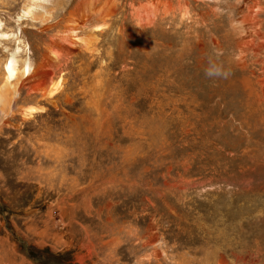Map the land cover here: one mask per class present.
Here are the masks:
<instances>
[{"label":"rangeland","instance_id":"rangeland-1","mask_svg":"<svg viewBox=\"0 0 264 264\" xmlns=\"http://www.w3.org/2000/svg\"><path fill=\"white\" fill-rule=\"evenodd\" d=\"M50 1L0 0V264H264V0Z\"/></svg>","mask_w":264,"mask_h":264},{"label":"bare ground","instance_id":"bare-ground-1","mask_svg":"<svg viewBox=\"0 0 264 264\" xmlns=\"http://www.w3.org/2000/svg\"><path fill=\"white\" fill-rule=\"evenodd\" d=\"M32 1V0H31ZM36 2H39L38 4H36V6H42V7H44L42 4V2H47L48 0H35ZM52 1V0H51ZM50 1V2H51ZM35 2V3H36ZM87 3V2H86ZM85 3V4H86ZM34 4V3H33ZM93 4V3H92ZM32 5V4H31ZM87 6H83V7H80V9H78V12H77V14H75L71 19H69V21L72 23V25L70 26H68V28H67V26H66V28L70 31V35H73V34H75L76 33V31H77V28L76 27H74L75 25H76V23L77 22H82L81 20H82V15H83V13L84 14H87L86 16H87V18H90L93 14H96V13H98V16H99V18L100 19H103L105 16H108V14H110V10L109 9H105V7L104 8H102V10L100 9L98 12L96 11V12H93V10H95L94 9V6L93 5H91V4H86ZM80 6V5H79ZM34 8V7H33ZM96 8V7H95ZM34 10V9H33ZM33 10H29L28 12H27V14H33L32 13V11ZM69 16V15H68ZM32 17V16H31ZM69 18V17H68ZM75 24V25H74ZM102 26H96L95 28L96 29H99V28H101ZM66 29V30H67ZM2 37H4V38H7V37H9L10 35L9 34H7V33H5V32H1V34H0ZM65 41H67V42H69L70 44H72L73 42H71L70 40H68V39H64ZM60 44V43H59ZM60 45H62V44H60ZM58 48H61V47H58ZM57 49V48H56ZM65 49H66V47H65ZM52 54L58 59V58H60V57H62L63 56V54L61 53V52H59L58 50H55V49H53L52 50ZM59 60V59H58ZM41 65L42 64H40V67H41ZM47 65V64H46ZM45 65V66H46ZM44 66V67H45ZM43 67V66H42ZM47 67V66H46ZM6 70H7V72H6V76H7V78H6V80H7V82H8V84L10 83L9 81H12L13 79H17L18 78V76L19 75H22L23 77H27V78H31L32 76V74H33V72H34V67H33V65L31 64V62H28V61H26L25 63H24V65L22 66V68L20 69V68H18L17 67V65H16V62L14 61V59L13 60H11L9 63H7L6 64ZM39 74V73H38ZM41 74V73H40ZM35 75V74H34ZM46 79H45V77L41 80V82H40V84H38L37 86H38V88L39 89H41L42 91H44L43 93H42V95L43 96H46L47 94L50 96V95H53L54 93H56V92H58V90L61 88V86H62V78H59L58 80H56V81H48L47 83H46V81H45ZM2 98H3V94H2V91L0 92V105H1V103H2ZM37 109V108H36ZM35 109L33 108V107H31V108H29L27 111H26V115H28V116H31L32 114H33V112H36V111H34Z\"/></svg>","mask_w":264,"mask_h":264},{"label":"water","instance_id":"water-1","mask_svg":"<svg viewBox=\"0 0 264 264\" xmlns=\"http://www.w3.org/2000/svg\"><path fill=\"white\" fill-rule=\"evenodd\" d=\"M50 75H51V72L50 71H44L43 73H41V74H38V75H33V77L32 78H30V80H31V82L33 81V82H39V84H40V82H41V80L45 77V81L46 82H48L49 81V77H50Z\"/></svg>","mask_w":264,"mask_h":264}]
</instances>
